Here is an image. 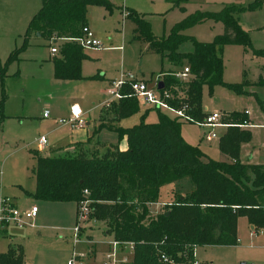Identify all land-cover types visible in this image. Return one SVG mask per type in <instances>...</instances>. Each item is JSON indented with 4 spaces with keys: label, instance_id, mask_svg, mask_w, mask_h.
Segmentation results:
<instances>
[{
    "label": "trees",
    "instance_id": "16d2710c",
    "mask_svg": "<svg viewBox=\"0 0 264 264\" xmlns=\"http://www.w3.org/2000/svg\"><path fill=\"white\" fill-rule=\"evenodd\" d=\"M39 2L38 12L27 24L22 48L30 36L38 34L57 47L52 56L53 78L82 80L80 64L86 56L73 40L86 26L88 7L98 6L110 12L111 4L108 0ZM188 2L173 0L171 4L183 12L182 6ZM259 4L254 1L246 6L224 5L213 12L195 11L158 38L151 34L143 14L128 11L135 38L143 40L146 50L158 56L160 97L171 108L183 109L191 121L188 124L206 115L201 107L202 88L210 93L214 86H223L243 93L244 81H222L224 46H240L244 52L249 50L252 56L264 58V49L251 48L236 18V14L256 10ZM205 21L220 23L222 33L205 43L183 34ZM185 44L190 46L189 51H181ZM184 67L188 69V79L179 82L174 74ZM122 93L127 95L128 90ZM0 98L1 126L4 96ZM137 111L138 101L133 97L111 102L100 111L98 129L109 128L104 122H117ZM156 113L155 123H144L141 116L136 125L114 129L118 138L125 137L124 150L113 146L97 151L79 144L73 151L57 155L32 151L34 188L29 195L35 200L75 205L89 201L87 218L104 224V234L114 241L132 244L130 264H193L195 247L235 245L240 217L254 232L264 234V165L239 161L240 146L250 140V133L238 125L246 123L247 117L239 112L223 114L221 121L229 126L218 137L217 150L227 162H219L206 158L196 146L182 140L181 121L167 113ZM168 185L175 186L169 193L172 199L150 217L149 205L158 202L159 189ZM0 260L4 264L20 263L12 249Z\"/></svg>",
    "mask_w": 264,
    "mask_h": 264
},
{
    "label": "rangeland",
    "instance_id": "374dc122",
    "mask_svg": "<svg viewBox=\"0 0 264 264\" xmlns=\"http://www.w3.org/2000/svg\"><path fill=\"white\" fill-rule=\"evenodd\" d=\"M108 1L112 5L110 12L98 6L87 10L88 29L100 43L101 50L84 51L91 59L86 61L89 63H85L84 69L89 73H95L97 68L105 72V77L117 76L120 71L133 72L150 85L156 80L158 83L161 79L158 57L145 51L144 41L135 38L133 24L128 19V11L143 14L151 34L156 38L166 35L183 15L177 11L166 12L163 0ZM203 1L206 2L204 10L217 11L222 0ZM255 1L260 3L256 10L236 14V18L239 27L247 33L251 48L262 50L264 33L253 28L264 26V0ZM229 6L238 7L230 4ZM39 7V0H0V97L4 96L2 104L4 119L0 126V194L13 199L19 209L32 204L38 208L36 227L34 226L32 232L41 231L45 236L41 240L29 242L28 253L33 258H28L30 261L27 262L66 264L71 259V244L67 237L75 223L73 203L45 202L28 195L34 188L31 171L34 166L32 151L37 149V140L40 136L46 135L50 145L55 138H61L59 133L56 132L53 136L49 131L53 128L50 117H55V123L58 119L66 117H61L63 106L76 103L85 115L84 118L91 125H95L97 107L100 102L107 99L105 91L108 85L102 78L71 82L53 79L52 59L49 56L51 45L40 37L30 36L27 46L22 48L27 24L38 12ZM185 8L187 14L198 9L196 0L187 4ZM122 9L126 12L123 20ZM212 24L211 21L196 24L184 30L183 34L192 36L199 42H210L214 36L222 33L220 23ZM189 50L188 44L181 47V51ZM10 55L11 58L8 60ZM222 65V81L228 84L244 81L243 93L237 94L223 86H214L210 93L206 87L202 88L201 107L204 114L215 111L223 115L229 111L240 113L247 110L254 124H264V87L253 84L259 68L264 65V59L252 56L249 50L244 52L240 46L228 45L222 49ZM261 73L263 77L264 68ZM139 106L143 105L140 103ZM45 109L50 113L48 120L42 119ZM156 111L166 113L153 107L139 108L134 115L124 119L122 124L125 127L136 125L142 115L144 123H155ZM180 129L189 136V141L198 143L199 148L205 151L210 159H219L218 138L206 142L203 137L206 129L194 124L181 122ZM245 130L250 133V140L244 143L247 144L246 149L260 150L264 154V126ZM219 131L221 130L215 129L217 135ZM95 140L115 144L117 135L103 129L94 137ZM171 199L170 196L167 201ZM149 210L150 217H154L162 209L150 207ZM80 228L86 233L91 230L87 234L94 243V255L86 259L84 254L87 252V246L81 243L84 235L78 237L79 243L74 245L73 252L77 256H84L81 259L82 264H109L104 258L109 239L101 235L104 224L86 218V222ZM26 231L27 228H23V232ZM8 232L17 236L23 235L22 231L13 228H9ZM236 237L237 241L233 246L195 247L194 261L197 264H264L263 233H252L244 219L240 217L237 220ZM3 244L4 242L0 243V251L4 250ZM130 261L131 258H128L129 264Z\"/></svg>",
    "mask_w": 264,
    "mask_h": 264
},
{
    "label": "crops",
    "instance_id": "0c3cea01",
    "mask_svg": "<svg viewBox=\"0 0 264 264\" xmlns=\"http://www.w3.org/2000/svg\"><path fill=\"white\" fill-rule=\"evenodd\" d=\"M163 1L166 4V12L172 13L173 11H177V13L183 15V17H181L178 20V22L180 20H182L185 16L191 14V13H189V14L186 13L185 6L187 4H189V3H191L193 0H189L188 3H186V4H184L182 6L183 9H184L183 12L179 11L176 7H174L171 4V2L173 0H163ZM253 1H255V0H222L221 2H223V3L220 2L219 9L222 6L229 5V4L230 5H235V6H246L247 4L252 3ZM260 1L262 2L263 0H260ZM196 4L198 6V9L194 10L193 12H195V11H207V10L203 9V7L206 5V2H204L203 0H196ZM93 7H95V6H90L88 8H93ZM88 8H87V10H88ZM87 10H86V14H87ZM210 12H213V11H210ZM243 13H245V12H242L240 14H243ZM213 24H215V23H213ZM86 27L88 28L87 22H86ZM133 29H134V25H133ZM263 29H264V26H257V27L253 28V30L261 31L262 33H264ZM35 36L38 37V34L37 35L35 34ZM50 47L51 46H49V48ZM54 47H56V46H54ZM84 51H88V50H84L83 49V53H84ZM93 51H95V50H93ZM145 51H147L146 50V44H145ZM96 52H100V51H96ZM147 52H149V51H147ZM49 56H50V54H49ZM85 56H86L85 59L80 64V74L83 77V79L82 80H77V81H86V80L91 81V79L102 78L105 81V84L109 85L110 81L113 80L116 76H114V77H105V72L104 71H99V69H97V68L95 69L96 70L95 73L87 72L84 69V65H85V63H89V62H86V61H91V59L87 55H85ZM51 59H52V56H51ZM262 59H264V58L262 57ZM165 68H166V66H165ZM263 68H264V65L259 68L256 81L253 82V84H255L256 86L264 87V80H262L264 78V76L262 77L263 74L261 73ZM57 81H60V80H57ZM68 82H71V81H68ZM145 82L148 85H150L149 82H147V81H145ZM105 94H106V91H105ZM102 103L103 102H100L99 103L100 105L97 107L98 108V114H97V117H96V120H95V125L96 126L95 125H91V123H89V121L86 120V118H84L85 115L83 114V118H84V122H85L84 128L81 129V130H77V131H71L65 126H59L57 123L54 122L55 117L54 116L50 117V113L48 112V117L47 118H43L42 117V119L43 120H48L49 117H50V119L52 121L53 128L49 131V134L51 133L54 136L56 134V132H57V133H59L61 135V138H55V140L53 141V143H51V145L48 144V142L46 140V145L44 147V148H46L45 151H40L39 152L38 149H36L39 152V154L44 155V156H50V155H53L54 153L61 154V153H64V152H70V151H73L74 149H76L75 146H77L79 144H84V145H87L88 147H91V148L93 147L94 149H97V151H103L104 149L111 148L113 146H116L119 150H124L126 148V143H125V137H123V136L119 137V138L117 137V142L115 144L101 143V142H98L97 140L94 141V137L97 135V133L100 130L104 129V130L110 131V132H112V133H114L116 135V133L114 132L115 128H117V127H119V128H128V127H125V125L122 124V121L124 120L123 119V120H120V121H117V122H112V123L104 122L105 126H109V128L106 127V128L98 129L99 124L101 122L99 120V116H100L101 109H103ZM73 104H76V103H73ZM139 104L140 103L138 102V109L139 108H142V109L143 108L144 109L148 108V107H146L144 105H143L144 107L143 106L140 107ZM69 106H70V104L62 107V109H61V111H62L61 117H65V116L67 117L69 115ZM45 110H47V109H45ZM211 112H214V111H211ZM230 112H235V111H229V112H226V113H230ZM240 113H243L247 117V119L249 120V121L247 120L249 127H246V129H254L256 127H263L264 126V124H259V125L258 124H254V122H253V120H251V117H250V115H249L247 110H244V111H242ZM142 116H144V115H142ZM106 121H108V120L106 119ZM63 129H66V130H63ZM218 129L221 130L218 133V136H220L224 132L225 128H218ZM45 136L46 135H44L43 137H45ZM180 136H181L182 140L185 143H187L190 146H197V148L201 151V153L206 158L210 159L208 157V155L206 154V152L199 148V144L198 143L196 144L194 142L189 141V139H188L189 136L186 133H184L183 131H181V129H180ZM45 139H46V137H45ZM217 141H218V139H217ZM246 146H247V144H242L240 146V151H239V161H240V163H242V164H252V165H264V154L261 153L260 150H257V151L254 150V149L248 150V149H246ZM39 150H42V149H39ZM218 153H219V151H218ZM219 155H220L219 159L215 160V161L227 162V159H226V157L224 155H222L220 153H219ZM172 189H173L172 185L161 187L159 189L158 202H156L154 204H150L149 205V209H150V207H155L156 208L158 206V204L165 203L170 198L171 195L169 193H170V191ZM25 194H27V193H25ZM0 195H2V194H0ZM2 196H5V195H2ZM11 200L13 201L14 205L16 206V203L14 202V200L13 199H11ZM45 202H47V201H45ZM67 203H73V202H67ZM32 205H35V204H32ZM29 206H31V205H29ZM29 206H26V208H28ZM26 208L24 207L22 209H26ZM75 210H76V205L73 203V214H74L73 217L74 218H75ZM38 212L39 211H38V208H37V213H36L34 219L32 220V225H33L32 227H21V228H18V227L13 226V225H8V226H5L0 231V243L4 242V244H3L4 245V250L0 251V257L2 255L6 254L9 249H12V250H14L15 255H18V257L20 258V263L19 264H31V263L27 262V261H30V260H28V258H33V256L28 253L29 252L28 251V248H29L28 244L32 240H41L45 236V234L41 233V231H36V233L32 232V230L34 229V226L36 227L35 223L37 221ZM244 221H245V223L247 225V228L252 233H256V232L253 231V228H250V226L247 224L245 219H244ZM9 228H13V229H15L17 231H22V232H23V228H27V231H26V233L23 232V235H18L17 236V235H15L13 233H9L8 232ZM90 232H91V230H89V232H87V233L89 234ZM236 232H237V223H236ZM87 233L85 231L81 230V228H80V230H79L80 238H81L82 235H84V238H82L83 241L81 239L82 242L81 241L80 242L87 246V252H86V254H84L86 256V259H88L89 256H93L94 255V248H93L94 243L92 242L91 237ZM101 235L103 236V238H108L109 241L112 240L111 236L104 234L103 229L101 231ZM66 237H63V238H66ZM57 239H59V238H57ZM67 241L70 242V244H71V253H74L73 252L74 245L71 242V232H70V235H68V237H67ZM108 242H107V251H106V254H105L104 258H106V255L110 251V245L108 244ZM82 258H84V256ZM115 258H116V262L114 264H129L128 263V258H132V251L128 247H126L124 245H119L117 247V249H116V257Z\"/></svg>",
    "mask_w": 264,
    "mask_h": 264
},
{
    "label": "built area",
    "instance_id": "2783aa9c",
    "mask_svg": "<svg viewBox=\"0 0 264 264\" xmlns=\"http://www.w3.org/2000/svg\"><path fill=\"white\" fill-rule=\"evenodd\" d=\"M126 12L121 10L122 20L125 18ZM82 49L84 50H101L100 43L93 37L92 33L85 26L81 29V36L74 39ZM57 53L55 47L51 46L49 48L50 56H54ZM188 69L184 67L182 70L174 74V78L179 82H185L188 79ZM157 81L151 86L148 85L144 80L140 79L133 72H123L120 71L118 75L110 81L108 88L106 90L107 99L102 103L103 107H107L111 102H116L122 97H133L142 105L154 109H161L165 111L171 117L178 119L181 122L190 123V119L184 115L183 109H173L168 106L160 97L158 90L156 89ZM128 90V94L124 95L122 92ZM166 97V95H165ZM108 102V104L106 103ZM224 115L218 112H210L206 114L203 119L199 122H193L191 124L197 125L199 127L205 128L206 132L203 135L206 142L211 141L214 138H218L215 132L217 128H226L229 125L222 123V118ZM43 118L48 117V111L44 110L42 113ZM56 123L59 126H65L71 131H77L84 128L85 122L83 118V113L77 104H72L69 106V115L65 118L58 119ZM239 127L246 128L249 127L248 123H243L238 125ZM46 145V139L40 136L37 140V149H44ZM86 192L84 191V194ZM89 201L82 200L76 205L75 210V223L74 227L71 229V242L73 245L79 242V230L80 226L86 222V218L89 214L88 208ZM163 204H158L157 207H162ZM156 207V208H157ZM37 213V208L35 205H31L26 209L17 208L13 201L7 197L0 195V231L8 225H13L18 228L21 227H32V220ZM110 245V251L106 255V260L109 264H114L116 262V249L119 245H124L132 251V244L128 242H117L113 239L108 242ZM82 256H77L75 253H71V259L66 264H82ZM0 264H4L0 260ZM193 264H197L193 262Z\"/></svg>",
    "mask_w": 264,
    "mask_h": 264
},
{
    "label": "water",
    "instance_id": "95a60500",
    "mask_svg": "<svg viewBox=\"0 0 264 264\" xmlns=\"http://www.w3.org/2000/svg\"><path fill=\"white\" fill-rule=\"evenodd\" d=\"M36 35H37V34H36ZM161 87H162L161 82H158V83L156 84V89H157V90H160ZM250 228H252V226H250ZM240 264H246V263H240Z\"/></svg>",
    "mask_w": 264,
    "mask_h": 264
}]
</instances>
